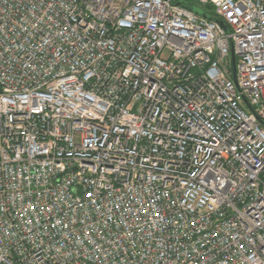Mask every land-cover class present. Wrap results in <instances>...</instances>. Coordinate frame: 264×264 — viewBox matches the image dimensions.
Returning <instances> with one entry per match:
<instances>
[{
	"label": "built area",
	"instance_id": "1",
	"mask_svg": "<svg viewBox=\"0 0 264 264\" xmlns=\"http://www.w3.org/2000/svg\"><path fill=\"white\" fill-rule=\"evenodd\" d=\"M179 1L0 0V264H264V0Z\"/></svg>",
	"mask_w": 264,
	"mask_h": 264
},
{
	"label": "trees",
	"instance_id": "2",
	"mask_svg": "<svg viewBox=\"0 0 264 264\" xmlns=\"http://www.w3.org/2000/svg\"><path fill=\"white\" fill-rule=\"evenodd\" d=\"M181 5L185 6L186 8H189L196 12L197 14H209L210 12L208 11L209 7H201L198 4L188 1V0H181L179 1Z\"/></svg>",
	"mask_w": 264,
	"mask_h": 264
},
{
	"label": "water",
	"instance_id": "3",
	"mask_svg": "<svg viewBox=\"0 0 264 264\" xmlns=\"http://www.w3.org/2000/svg\"><path fill=\"white\" fill-rule=\"evenodd\" d=\"M201 15H203V16H205V17H208V18H212L209 14H201ZM217 20V19H216ZM219 21V23L220 24H222L223 25V23H222V21H220V20H218ZM235 58H234V55L232 54V62H233V79H235Z\"/></svg>",
	"mask_w": 264,
	"mask_h": 264
}]
</instances>
